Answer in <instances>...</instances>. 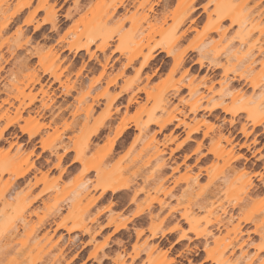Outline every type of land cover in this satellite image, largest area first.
I'll list each match as a JSON object with an SVG mask.
<instances>
[{"label": "rangeland", "instance_id": "374dc122", "mask_svg": "<svg viewBox=\"0 0 264 264\" xmlns=\"http://www.w3.org/2000/svg\"><path fill=\"white\" fill-rule=\"evenodd\" d=\"M262 29L264 0H0V264H264Z\"/></svg>", "mask_w": 264, "mask_h": 264}, {"label": "bare ground", "instance_id": "6f19581e", "mask_svg": "<svg viewBox=\"0 0 264 264\" xmlns=\"http://www.w3.org/2000/svg\"><path fill=\"white\" fill-rule=\"evenodd\" d=\"M224 8L222 9V11H225V10H228L229 9V5H224L223 6ZM245 25V21H244V19H243V21L241 20V21H239V26L240 27H242V26H244ZM211 30L212 31H215V32H219L220 30H221V25H220V23H217V24H215L214 26H212V28H211ZM264 31V29H262V31H260V32H263ZM224 32L225 31H222V33H220V34H222V35H224ZM184 33V32H183ZM219 34V33H218ZM261 34V33H260ZM239 37H240V43H241V45L242 44H254L256 41H258L259 40V38H255V39H253L252 38V34H251V31H245L244 29H240V34H239ZM92 40V39H91ZM75 42V41H74ZM71 42L70 44H68L69 46H68V48H70V49H72L73 47L74 48H76V50L77 49H80L81 47L79 46V44H75V43H78V42ZM74 43V44H73ZM88 43H86L85 44V46H83L84 47V49H88V46L89 45H87ZM82 46V45H81ZM106 46H107V44H103V45H101V46H99L98 47V50H104L105 48H106ZM208 46V43H205V44H203L200 48H199V51H201V52H203V51H209V49L210 48H206ZM82 47V48H83ZM86 47V48H85ZM164 50V49H163ZM165 52H166V54L167 55H171L172 54V52L170 51V50H168V49H166L165 50ZM230 52V53H229ZM228 52V54H230V56H232V55H236V51H229ZM186 55V54H185ZM185 55H184V53H180L179 55H177L176 56V58H178V60H179V63L180 64H182V63H184L185 61H187L185 58L187 57H185ZM202 55V57L201 58H198L196 61H195V63H198L199 65H203L204 66V61H203V59H204V52L201 54ZM153 59V55H149L148 57H147V59L144 61V63L142 64V66H141V68H145V67H147V66H149V63H150V61ZM130 60H132V59H130ZM186 63V62H185ZM184 63V64H185ZM208 65L209 64H214L215 62H214V60H209L208 62ZM184 64H182V65H184ZM241 77V76H240ZM262 96L264 97V94H262ZM113 100H115V97H113ZM204 100H205V96L204 95H198V97L196 98V101H195V104L193 105H191V112L193 111H197V110H208L209 112L211 111H213L215 108H221L222 110H227L226 109V106H224V105H221L220 103H216V104H212V105H210V106H205L204 105ZM261 102H262V97H261V99H260V96H258V97H256V99L255 100H250V101H246V102H244L243 103V107L248 111V113H249V116H252V118H255V116L258 114L257 112H258V107L261 105ZM234 112V114H235V111H233ZM256 113V114H255ZM264 117V116H263ZM175 119V116H172V117H169L168 119H167V122L166 123H164V122H159V121H155V123L154 124H158L160 127V129L159 130H161V129H163V128H165L166 127V125L167 124H170V123H172V121ZM178 121V120H177ZM11 125V123L9 122V123H7L6 124V126L4 127V129L2 130V132L8 127V126H10ZM126 125V124H125ZM123 126V127H121V129L116 133V137H118V136H120V135H122L123 133H125L126 131H127V128H128V126ZM188 125L186 124V122H184L182 119L180 120L179 119V122H177L176 124H175V128H185V127H187ZM97 130V129H96ZM242 132L243 133H245V128L243 127L242 128ZM2 132H0L1 133V135H2ZM198 132V129H189L188 130V132H187V139L189 140V139H191V140H193V138L192 137H190V135L189 134H191V133H197ZM97 133V131H95V133L94 134H96ZM33 134H35V132H31L30 133V135H33ZM220 134H221V132H220ZM207 135V133L205 132V133H203V136H206ZM223 137V136H222ZM224 138V140H225V142L228 144V143H230V140H229V138L227 137V136H224L223 137ZM221 139L222 138H220V137H218V140H217V144H220V141H221ZM181 146V144H178L177 145V148L178 147H180ZM176 148V149H177ZM217 156H219V157H221L222 159H223V161H224V163L225 164H229V159H226L225 157L226 156H228L229 154H230V152L226 149V147H219V145H217L216 147H214V148H212L211 149ZM173 150H171V152H172ZM162 154V150L161 149H159V148H156V150L154 151V156L155 157H160V155ZM1 156H2V154H0ZM2 157H4V156H2ZM185 157H187V156H185ZM82 158L79 156V155H77L76 157H74V162H80V160H81ZM166 164V162L163 164V163H161V164H159V165H157V167L160 169V170H162L161 168H164L163 166ZM166 166V165H165ZM158 168H157V170H158ZM88 169V168H87ZM86 169V170H87ZM157 172V171H156ZM161 172V171H160ZM21 176L23 175V172L20 174ZM241 185H246V184H244V183H240ZM240 185V186H241ZM81 186V185H80ZM82 186H85V184L83 183V185ZM109 186V187H108ZM247 186V185H246ZM106 190H110V191H112V192H114V191H116L117 189L112 185V186H110V185H102V193H104V192H106ZM81 195V193H76V195ZM83 197V196H82ZM14 198V195L13 194H10L9 195V199L11 200V199H13ZM80 199V198H79ZM78 199V200H79ZM156 203H161L158 199H156V200H154ZM8 205H11L10 203H8ZM201 205H203V204H201ZM200 205V206H201ZM25 205H22L21 206V204H18L17 206H13V211L15 212V213H20L24 208H26V207H24ZM220 211H221V213H220ZM141 210H139V211H137V213L135 214V215H138V214H141ZM209 213L210 214H213V215H216L215 216V218H216V220H218V221H223V219L225 218V217H227L228 215H227V211H226V209L224 208V207H222L221 205H219V206H216V207H214L213 209H211L210 211H209ZM220 214V215H219ZM221 215L222 216H224L223 218L221 217ZM227 215V216H226ZM227 219L229 220V221H231V216H228L227 217ZM246 220H249V221H253L252 219H246ZM228 221V222H229ZM255 221H256V223H255V225H256V228H257V230L258 231H262L263 232V234H264V214L262 215V217L261 218H259V219H257V218H255ZM123 222V221H122ZM124 222H126V221H124ZM118 223V224H116V229H118V228H121V227H124L125 226V223ZM71 228V227H70ZM70 228H69V230H70ZM164 231V230H163ZM168 231H172V229H169ZM167 231V232H168ZM163 233V232H162ZM169 233V232H168ZM152 234H153V236H155L154 234H156V232L154 233L153 231H152ZM152 236V237H153ZM198 236V235H197ZM181 239H183V237L181 238ZM180 240V239H179ZM258 249H260V246H258ZM243 252V251H242ZM249 252H247V253H242L243 255H241V259H243V260H246L245 261V264H252L253 262H254V258L251 256H249V254H248ZM258 264H263V262L261 261V262H259Z\"/></svg>", "mask_w": 264, "mask_h": 264}, {"label": "crops", "instance_id": "0c3cea01", "mask_svg": "<svg viewBox=\"0 0 264 264\" xmlns=\"http://www.w3.org/2000/svg\"><path fill=\"white\" fill-rule=\"evenodd\" d=\"M40 152H42V151L40 150Z\"/></svg>", "mask_w": 264, "mask_h": 264}]
</instances>
